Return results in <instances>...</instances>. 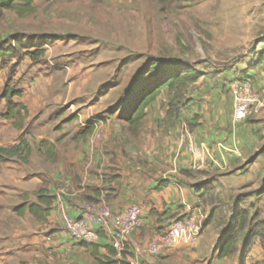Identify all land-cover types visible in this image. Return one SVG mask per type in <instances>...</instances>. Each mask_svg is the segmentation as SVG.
I'll return each mask as SVG.
<instances>
[{
	"label": "rangeland",
	"instance_id": "374dc122",
	"mask_svg": "<svg viewBox=\"0 0 264 264\" xmlns=\"http://www.w3.org/2000/svg\"><path fill=\"white\" fill-rule=\"evenodd\" d=\"M33 4L35 11L29 15L0 13V50L12 49L18 42L26 46L13 50L14 56H0V147L15 154L0 157V251L11 246L14 229L21 227L18 210L37 202L40 190L50 195L56 165L70 159L73 151L84 150L87 140L80 130L93 119L105 117L125 132L122 117L143 89L187 66L213 77L241 60L251 63L256 56L252 52L264 39V0H34ZM37 49L42 54L33 59L29 52ZM151 61L155 69L141 77ZM239 79H247L258 93L264 88L256 87L248 76L233 77L224 88ZM193 86L188 84L184 92ZM11 91L19 94L10 95ZM227 93L231 96L229 89L223 94ZM168 98L164 89L156 102ZM9 101L19 105L12 108ZM71 113L67 122L58 124ZM214 176L208 175L201 184L212 187L204 191L205 201L217 207L212 209L217 219L212 222L211 210L207 223L224 227L234 208L244 206L254 213L257 203L264 207L260 193L264 176L252 199L247 188L239 187L237 176L220 183ZM192 178L201 179L197 173ZM52 198L48 211L61 212L63 223V215L70 216L62 198ZM130 238L125 249L145 252L134 250L144 246Z\"/></svg>",
	"mask_w": 264,
	"mask_h": 264
},
{
	"label": "crops",
	"instance_id": "0c3cea01",
	"mask_svg": "<svg viewBox=\"0 0 264 264\" xmlns=\"http://www.w3.org/2000/svg\"><path fill=\"white\" fill-rule=\"evenodd\" d=\"M259 44L252 52L256 54L253 62L241 60L213 77L202 74L192 90L184 92L185 105L171 117L166 115L171 100L166 90L168 100L156 102V98L145 108L134 135L105 117L93 119L84 136V150L73 151L51 175L50 195L62 198L64 211L72 218L80 215L82 200L105 203L115 212L136 205L142 219L132 242L145 247L172 219L187 218L201 225L192 243L164 247L156 255L133 249L117 252L110 246L107 232L100 231L95 242L88 244L68 236L61 212L50 209L37 219L21 208L17 212L21 227L14 229L11 246L0 251V264H264V247L259 241L244 252L248 228L238 234L234 253L218 256L226 226L204 223L215 204L210 206L204 201L206 193L194 188L209 174L219 183L233 175L239 187L251 192L252 199L259 182L263 183L264 107L233 122L232 98L223 94L228 89L225 83L237 76H248L256 87H264V39ZM72 113L58 124L67 122ZM193 145L202 148L200 160L192 154ZM195 173L201 177L199 182L192 178ZM254 213L264 220L260 203ZM212 218V222L217 219L214 211Z\"/></svg>",
	"mask_w": 264,
	"mask_h": 264
},
{
	"label": "trees",
	"instance_id": "16d2710c",
	"mask_svg": "<svg viewBox=\"0 0 264 264\" xmlns=\"http://www.w3.org/2000/svg\"><path fill=\"white\" fill-rule=\"evenodd\" d=\"M33 3L34 0H0V13H2L3 11H13L19 16L29 15L35 11V6ZM24 45L22 42H18L16 45H13L12 49L2 47V49L0 50V56H14L15 52H13V50L17 51ZM42 51L43 50L37 49L29 52V55L33 59H37L42 54ZM155 65L156 64L154 61L149 62L148 65L145 66L146 68L144 67L145 69L143 70L144 72L142 76H140L143 77L152 72L156 67ZM201 75V72L195 67L187 66L166 74L158 81L143 89L142 92L136 97L134 102L130 105L128 112L122 117V120L129 131L133 135L138 132V129L142 124L145 108L149 104H151L162 93L164 89H166L171 96V100L168 103L166 115L169 117L175 114L177 115L179 110L187 102L184 96V88H186L188 84L196 82ZM16 94H19V91L10 92V95ZM8 103L12 108L19 105L10 101ZM89 131L90 128L87 127L83 132V136H85ZM21 144L14 146V149H18ZM10 150L11 149L9 148L0 147V157H3L5 155H15L13 154V152L11 153ZM201 184L202 182L197 183L194 186L196 191H212L211 186L206 185L202 187L203 185ZM37 197V202L29 204L27 209L30 213L41 219L47 213L51 204V200L53 198L50 195H46L45 190H40ZM205 199L206 198H204V201ZM19 207L23 206L20 205ZM207 222L208 219L204 221L205 224ZM246 228H248V237L244 243V252H247L257 241H259L264 247V220L260 219L256 213H250L246 208L237 207L232 211L229 217V221L225 229L223 230L221 245L218 253L219 257H225L235 252V243L237 240V236Z\"/></svg>",
	"mask_w": 264,
	"mask_h": 264
},
{
	"label": "built area",
	"instance_id": "2783aa9c",
	"mask_svg": "<svg viewBox=\"0 0 264 264\" xmlns=\"http://www.w3.org/2000/svg\"><path fill=\"white\" fill-rule=\"evenodd\" d=\"M233 104L232 120L239 122L250 113L261 107L264 102V88L260 93L253 90L247 79L232 80L228 85ZM192 154L200 160L202 148L193 145ZM57 208L62 210V202L58 200ZM80 215L70 218L63 215L64 229L72 239L94 243L100 231L107 232L110 246L117 252L128 246V239L141 225L142 213L138 206L130 205L120 212L114 213L102 203L82 201L79 204ZM201 231V225L191 223L187 218L172 219L166 229L153 237L145 247H133L138 252L145 251L158 254L164 247L192 243Z\"/></svg>",
	"mask_w": 264,
	"mask_h": 264
}]
</instances>
